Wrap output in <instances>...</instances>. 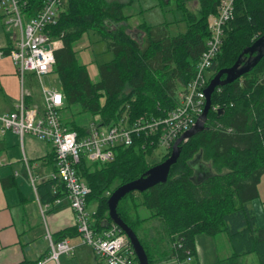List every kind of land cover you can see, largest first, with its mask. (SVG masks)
Returning <instances> with one entry per match:
<instances>
[{"label": "trees", "instance_id": "trees-1", "mask_svg": "<svg viewBox=\"0 0 264 264\" xmlns=\"http://www.w3.org/2000/svg\"><path fill=\"white\" fill-rule=\"evenodd\" d=\"M18 2L21 12L30 18L42 10L45 0ZM176 2L184 16L177 23L186 22V32L171 36L167 27H146L147 38L141 45L122 26L109 32L108 21L127 20L121 6L108 8L104 0H69L66 11L51 30L53 37L63 42V47L55 52L54 73L59 76L66 97L65 110L77 117L64 124L77 131L80 138L86 134V116L91 120L100 115L102 123L109 125L117 122L125 111L133 121L143 116H163L175 106L174 79L187 84L194 76L209 38V17L217 14L221 0ZM195 2L198 11L191 13L190 4ZM3 17L0 13V18ZM88 30L105 36L108 50L114 55L112 61L99 66L98 83L91 81L87 67L78 62L74 46ZM262 36L264 0H236L234 18L226 27L224 45L212 68L211 79L219 71L234 66L240 55ZM250 57L244 55L243 59ZM212 105H219L222 113L210 111L206 129L181 145L180 158L172 167L168 182L144 192L143 202L136 208L145 206L151 211V218L164 222L170 236V251L172 243L179 239L184 249L191 248L195 254L197 236L226 234L235 257L257 253L264 264V229L257 227L256 217L248 207L249 202L259 197L258 185L264 175V57L248 74L218 88L212 96ZM147 147L140 137L135 146L118 148L109 164L88 166L83 159L77 166L79 176L92 191L87 203L97 204L92 222L96 231L113 223L108 207L111 194L145 176L171 155L168 152L160 163L151 165L146 156L152 150L144 149ZM199 154L203 161L211 162L213 172L195 183L191 162ZM12 184L10 180L3 182L5 188ZM53 184L50 181L42 186L46 201L56 199ZM133 193L119 202L118 214L138 236L136 222L130 219L125 207L120 208V203ZM135 260L138 261L136 257Z\"/></svg>", "mask_w": 264, "mask_h": 264}, {"label": "built area", "instance_id": "built-area-1", "mask_svg": "<svg viewBox=\"0 0 264 264\" xmlns=\"http://www.w3.org/2000/svg\"><path fill=\"white\" fill-rule=\"evenodd\" d=\"M235 1L221 0L217 14L209 17V38L194 76L184 89L177 92L176 106L163 116H143L130 121L125 111L112 125H103L97 117L89 124L85 136L80 138L62 120L66 99L63 92L43 85V108L28 106L23 99L14 112L0 115L1 132L10 130L20 138L33 136L54 146L55 173L52 179L57 186L64 187L66 198L75 212L81 242L91 246L106 264L139 263L135 260L129 238L118 225L112 223L102 234L93 228L92 215L87 209V198L92 191L79 176L77 166L83 159L99 165L109 164L114 161L118 148L133 147L140 137L148 144L144 149L157 144L171 154L176 142L195 127L204 113L206 88L224 45L226 27L234 18ZM68 2L45 0L42 10L35 17L27 18L22 14L18 0H0V13L5 16L6 25L19 31L15 46L0 50V58L9 56L14 61L22 81L32 74L42 84L45 76L54 73L55 52L62 46V40L53 37L51 30L58 24ZM211 110L221 109L219 105H212ZM182 245L179 239L175 240L168 259L153 264H192L195 254L191 248L184 249ZM74 249L67 240L58 243L51 240L54 260L62 254L73 253Z\"/></svg>", "mask_w": 264, "mask_h": 264}, {"label": "crops", "instance_id": "crops-1", "mask_svg": "<svg viewBox=\"0 0 264 264\" xmlns=\"http://www.w3.org/2000/svg\"><path fill=\"white\" fill-rule=\"evenodd\" d=\"M133 1L104 0L108 8L114 5L121 6L124 17L129 19L127 25L125 21L119 23L108 21L107 27L109 32H113L122 26L133 39L144 45V41L147 38L146 27L156 29L161 27L166 28L167 26L163 24L148 25L146 22L142 23L139 21L142 12L147 14L149 10L155 8V3L152 0H137L136 3H139L140 9L136 12L133 10L131 14H127L125 8L126 6L127 8L132 6ZM195 6L198 9L196 2ZM183 24H179L176 27H182ZM182 30L183 33L177 29L176 35L186 32V28H182ZM96 34V32L90 31L89 35L84 34L81 44L78 45L77 49L75 48L77 53H84L86 48L90 49L89 38L91 36L96 37ZM17 37V32L13 28H0V50H9L15 46ZM61 44V47H63V42ZM90 65H93L92 62ZM88 72L90 74L89 69ZM213 73L211 71L210 76ZM212 79L210 77V81ZM174 80L176 90L173 94V99L175 102L177 92L184 89L188 83L184 84L179 78H175ZM42 85L46 87L43 80L41 84L32 74H28L24 81H22L14 61L9 56L0 58V115L14 112L23 99L28 106L43 108ZM60 91L63 92L62 90ZM63 113L66 115L63 120L64 123L77 119L71 111L65 110V106L61 112V116ZM97 117L101 120L100 115H95L88 122L84 121L86 124L85 131L88 130L89 124ZM112 124L114 123L109 125ZM54 151L52 144L29 135L20 138L19 135L10 130H6L3 133L0 128V264H106L91 246L81 242L76 227L75 212L66 198L64 187L62 185L57 186V182L52 179L55 173ZM88 163L90 164V162ZM89 164L88 166L96 165L93 162L92 165ZM209 164L202 160L200 154L191 162L194 175L200 166L204 167L205 173L200 182L213 172L211 162ZM4 180H10L13 184L9 188H5L3 186ZM50 181L55 183L52 186V194L56 199L46 201L48 198L42 186ZM83 181L86 183L85 180ZM258 191L259 197L249 202L248 207L256 217L257 227L264 229V175L261 177ZM140 201L139 204H142L143 197ZM91 204V202L87 203V209L91 213L92 222L94 223L97 204L94 203L91 207L92 210H90ZM145 208V206L136 208L138 217L140 213H148L143 212ZM151 216L152 213L149 218H139L136 220V225L142 223H139L140 220H145L146 223H156L153 226L158 230L157 235L160 237L157 238L155 236L148 240L153 257L148 252L154 262L166 261L170 255V236L167 235L164 222L158 218H151ZM132 217L134 219V215ZM106 229L97 232L102 234ZM224 235L227 237L226 234ZM197 237H200V235ZM138 238L140 237L138 236ZM227 239L230 250L233 253L229 238L227 237ZM51 240L53 243L67 240L75 248L74 252L62 254L57 260L52 259ZM253 254L257 253L244 256ZM200 255L202 256V252L199 248V243H196L195 239V257L199 256L200 258ZM259 261L262 264L260 257Z\"/></svg>", "mask_w": 264, "mask_h": 264}, {"label": "rangeland", "instance_id": "rangeland-1", "mask_svg": "<svg viewBox=\"0 0 264 264\" xmlns=\"http://www.w3.org/2000/svg\"><path fill=\"white\" fill-rule=\"evenodd\" d=\"M155 5L153 9L149 10V13L142 12L140 14L139 21L140 22H146L149 24H163L164 26H167V31L170 32L169 34L171 36L176 35V30L182 31V28H186L187 30V24L184 22L182 27H176L179 24H177V21H180L184 18L183 13L177 9V2L176 0H152ZM137 0L133 1L132 6L128 7L126 6V12L127 14H131L133 10L136 12L138 9H140L139 3H136ZM134 6V9H133ZM66 7H63V13L66 11ZM157 8V9H156ZM190 12H197L198 9L195 6V3H191L189 7ZM61 12V14H62ZM144 13V14H143ZM2 14V13H1ZM23 14V13H22ZM24 15V14H23ZM35 17V16H33ZM4 19H0V28H8L6 25L5 16ZM126 25L129 23V19L125 21ZM174 23V24H173ZM229 25V24H228ZM227 25V26H228ZM127 28V26H126ZM90 32H95L93 30H88V32H85L86 35H89ZM17 36H19V31L16 29ZM84 36V35H83ZM83 36L81 39L79 38L75 42V48L77 49L78 45L81 44V41L83 39ZM96 37L91 36L89 38L90 41V49L86 48L84 53H76L77 60L80 63V65H85L87 67V70H90V78L93 83H98L100 80L99 77V66L103 63L109 62L110 60L114 58V55L109 52L107 47V41L106 37L103 36L101 38L100 35H95ZM60 47L59 49H61ZM58 49V50H59ZM76 51V50H75ZM77 52V51H76ZM4 57V56H3ZM200 59V58H199ZM199 61V60H198ZM217 61V60H216ZM92 62L93 65H90ZM89 73V72H88ZM191 80V79H190ZM188 81V83L190 82ZM43 82L47 88H55L58 90H61V82L60 78L56 73H52L47 77H44ZM176 106V103H175ZM174 106V107H175ZM173 107V108H174ZM171 110V109H170ZM65 113L62 114V120L65 118ZM155 117V116H152ZM141 118V117H140ZM138 118V119H140ZM85 121H89V116H86ZM137 120V119H136ZM152 150L151 152L147 153L146 159L151 165H155L157 163H160L162 156L166 155L170 151H166L163 148H159L158 145H152L150 147ZM147 150V149H146ZM172 153V151H171ZM90 162L87 160V163ZM89 164V163H88ZM209 164V163H207ZM89 165H92V162H90ZM210 165V164H209ZM143 197V193L135 192L133 195L128 196L125 200H123L120 203V208L123 209L125 207V210L130 213L129 217L134 222L138 220L139 218L145 219L149 218L151 215V211L147 208L143 212H148L145 214H139V217L137 215L138 211L136 209V205L139 204L141 201V198ZM94 205V202L90 206ZM138 208V207H137ZM136 210V212H135ZM134 215V219L133 216ZM155 222L152 223H141L139 225H135V230L138 233V236L142 239L144 245L148 249V251L151 253L152 257L153 254L149 247L148 240L160 236L157 235L158 230L153 226L155 225ZM227 237L224 234H219L217 236H208L205 234L200 235V237H196V243H199V248L202 252V256L200 255L196 258H194V261L192 264H260L259 256L257 254L249 255V256H241V257H234L232 251L230 250ZM198 250V248H197ZM199 259V260H198Z\"/></svg>", "mask_w": 264, "mask_h": 264}, {"label": "water", "instance_id": "water-1", "mask_svg": "<svg viewBox=\"0 0 264 264\" xmlns=\"http://www.w3.org/2000/svg\"><path fill=\"white\" fill-rule=\"evenodd\" d=\"M250 54L251 57L248 60H244L243 56ZM254 54H256L254 56ZM264 57V36L260 37L251 47L247 48L242 55H240L238 61L231 68L223 69L219 71L213 79L210 81L206 89V107L204 113L198 123L193 129L182 136L174 145L172 153L168 159L162 163L152 167L145 176L126 183L117 188L110 196L108 200L109 217L113 223L118 225L120 229L127 235L130 243L134 249L136 258L139 264H150L148 255L139 240L137 234L129 227L118 214L119 202L128 194L132 192L144 193L159 184H165L168 182L172 167L177 164L181 155V145L187 138H192L196 134L202 132L207 127L208 116L212 106V96L217 88L233 84L238 79L248 74ZM222 113V111H220ZM200 157V156H199ZM205 173L204 167L200 166L199 170L195 172L193 181L200 183V179ZM211 173L208 176H210ZM197 179H196V177Z\"/></svg>", "mask_w": 264, "mask_h": 264}, {"label": "bare ground", "instance_id": "bare-ground-1", "mask_svg": "<svg viewBox=\"0 0 264 264\" xmlns=\"http://www.w3.org/2000/svg\"><path fill=\"white\" fill-rule=\"evenodd\" d=\"M77 132V131H76Z\"/></svg>", "mask_w": 264, "mask_h": 264}]
</instances>
